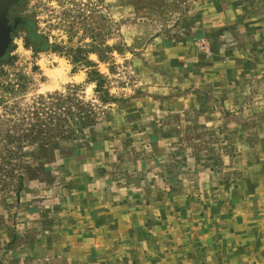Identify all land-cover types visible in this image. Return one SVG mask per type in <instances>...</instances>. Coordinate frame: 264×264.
<instances>
[{
	"label": "rangeland",
	"instance_id": "1",
	"mask_svg": "<svg viewBox=\"0 0 264 264\" xmlns=\"http://www.w3.org/2000/svg\"><path fill=\"white\" fill-rule=\"evenodd\" d=\"M10 10L47 46L17 28L0 61V264H264V0ZM72 207L97 221L61 233Z\"/></svg>",
	"mask_w": 264,
	"mask_h": 264
},
{
	"label": "trees",
	"instance_id": "2",
	"mask_svg": "<svg viewBox=\"0 0 264 264\" xmlns=\"http://www.w3.org/2000/svg\"><path fill=\"white\" fill-rule=\"evenodd\" d=\"M22 22L19 26V28L21 30L24 31V41L25 44L27 46H30L32 49L34 50H39V49H43L45 46H47V42L44 38H42L41 36H39L36 33V29H35V25L33 20L28 19L27 17H21ZM1 61V60H0ZM95 74L102 78L100 76V74L96 73ZM89 79L93 78L89 75ZM99 88V83L96 84V90ZM63 98V97H62ZM104 100L108 99V98H103ZM68 97H64L62 99V115L64 114V118L62 119V139H75L79 134L83 133V130L85 129V127L91 125V123L93 122V117L91 114V111L84 108L83 106L80 107V110H78V112L74 115L71 111L69 106H67L68 104ZM51 112H49V125L52 124L51 122ZM47 131H50V128H47ZM41 133L40 130H36L35 133H33L30 138L29 141H36L38 139V135ZM78 135H76V134ZM51 136L53 134H50ZM8 142H15V147L14 148H9V154L13 155L16 152L20 151V148L23 146V142H21L20 139H10L8 140ZM16 148V149H15ZM18 178L20 179L18 187L20 188L22 186V182H21V175L18 176Z\"/></svg>",
	"mask_w": 264,
	"mask_h": 264
},
{
	"label": "crops",
	"instance_id": "3",
	"mask_svg": "<svg viewBox=\"0 0 264 264\" xmlns=\"http://www.w3.org/2000/svg\"><path fill=\"white\" fill-rule=\"evenodd\" d=\"M221 59V58H220ZM67 150V149H66ZM61 152H62V150H60ZM257 187H259V184L257 183ZM82 201H80L79 203H81ZM72 211H68V210H66L65 209V211L64 212H61L60 213V215H61V218H60V224H59V228H61V233H62V228H64V226L66 227L67 225L69 226V228H68V232H72L73 230H76V231H78V230H80V231H85V228H78L79 226H78V224H75L74 222H77V221H80V222H84V219H85V216H91L92 218H93V220H95V221H97V219L98 218H95L93 215H89V211L91 210V209H96L95 207H93V208H90L89 210H85V211H83V213H86V214H80V210H78V207H72ZM89 212V213H88ZM78 215H81V217H79ZM99 215V214H98ZM63 216L66 218V219H64L63 218ZM101 220H102V218H100ZM114 220V219H113ZM62 221H64V224L62 225ZM92 221V220H91ZM113 223V222H112ZM67 224V225H66ZM74 224H75V226H74ZM98 224V223H97ZM102 226H99L98 225V229H100ZM78 228V229H77ZM115 227H112L111 229H109V228H106V233L108 234L109 233V231H110V235L112 236V235H117L118 236V234L120 235V236H130V234L128 233V231H126V230H123V231H120L119 232V230L116 228V229H114ZM65 229V228H64ZM89 231L91 230V229H88ZM59 234H60V232H59ZM70 235V234H69ZM80 234H77L76 236H79ZM48 243V245L51 247V245H52V241H48L47 242ZM55 244V243H54ZM65 250L67 251V249L65 248Z\"/></svg>",
	"mask_w": 264,
	"mask_h": 264
},
{
	"label": "water",
	"instance_id": "4",
	"mask_svg": "<svg viewBox=\"0 0 264 264\" xmlns=\"http://www.w3.org/2000/svg\"><path fill=\"white\" fill-rule=\"evenodd\" d=\"M22 0H0V60L6 57L12 37L9 26L8 12L12 6L21 3Z\"/></svg>",
	"mask_w": 264,
	"mask_h": 264
},
{
	"label": "flooded vegetation",
	"instance_id": "5",
	"mask_svg": "<svg viewBox=\"0 0 264 264\" xmlns=\"http://www.w3.org/2000/svg\"><path fill=\"white\" fill-rule=\"evenodd\" d=\"M18 6H19V4L16 5V6H12L11 8H17ZM10 9H9V12H8V19H9V26L12 29V31H11V37H12L13 33L17 30V28H19V26H20V24L22 22V19L19 16L12 15L11 12H10L11 11Z\"/></svg>",
	"mask_w": 264,
	"mask_h": 264
}]
</instances>
